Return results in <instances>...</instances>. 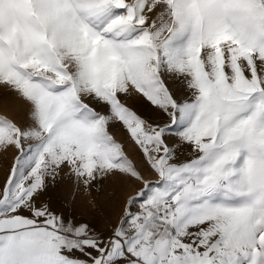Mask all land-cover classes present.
Returning <instances> with one entry per match:
<instances>
[{
    "label": "snow or ice",
    "instance_id": "snow-or-ice-1",
    "mask_svg": "<svg viewBox=\"0 0 264 264\" xmlns=\"http://www.w3.org/2000/svg\"><path fill=\"white\" fill-rule=\"evenodd\" d=\"M0 87V264H264V0H0ZM113 177L106 235L46 198Z\"/></svg>",
    "mask_w": 264,
    "mask_h": 264
},
{
    "label": "rangeland",
    "instance_id": "rangeland-1",
    "mask_svg": "<svg viewBox=\"0 0 264 264\" xmlns=\"http://www.w3.org/2000/svg\"><path fill=\"white\" fill-rule=\"evenodd\" d=\"M143 103L142 99L135 98L128 101L129 106L146 119L153 122H164L155 111L142 108ZM26 113L27 105L10 90L0 87V117H6L23 126L26 122ZM110 132L124 144L126 154L137 164L139 170L145 172L146 178L154 181L155 176L145 171L147 166L143 162V157L128 138L126 131L119 125H113L110 127ZM15 154L13 150L0 155V187L3 186L7 170L10 169ZM138 187L134 183L122 181L120 177H113L94 186L90 194L83 192L76 194L73 184L65 178L55 188L49 190L46 198H50L54 210L63 211L66 216L71 214L77 222H87L106 235L109 227L119 219L124 201L129 195L134 194Z\"/></svg>",
    "mask_w": 264,
    "mask_h": 264
}]
</instances>
